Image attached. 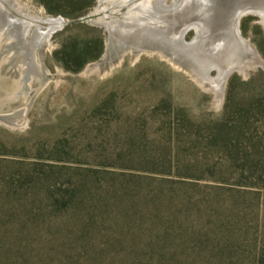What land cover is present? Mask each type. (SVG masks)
<instances>
[{"label":"rangeland","instance_id":"1","mask_svg":"<svg viewBox=\"0 0 264 264\" xmlns=\"http://www.w3.org/2000/svg\"><path fill=\"white\" fill-rule=\"evenodd\" d=\"M166 1L160 15L152 0H84L78 19L91 20L75 26L40 0H9L15 19L62 21L35 41L37 26L5 15L0 0V264H159L160 250L136 243L151 207L129 212L124 191L147 203L175 197L176 239L161 252L175 253L172 264H254L264 245V0ZM222 5L243 12L238 28L262 61L232 50L238 31ZM96 35L103 51L78 72L55 55ZM71 190L93 216L90 236L52 207ZM124 218L138 221L110 230Z\"/></svg>","mask_w":264,"mask_h":264},{"label":"trees","instance_id":"2","mask_svg":"<svg viewBox=\"0 0 264 264\" xmlns=\"http://www.w3.org/2000/svg\"><path fill=\"white\" fill-rule=\"evenodd\" d=\"M42 3L45 4L47 7V10L52 13H58L62 14L68 18L72 19L71 25L79 26L81 23L78 19L80 14L83 12V8H81V2L84 0H40ZM94 0H85V8L89 7ZM103 37L101 35H96L90 39H77V38H71V40L65 42L61 48L55 52V55L57 58L59 57L61 63L64 65V67L68 70H71L72 72H78L80 71L86 64L89 62L97 59L102 51H103ZM14 182L11 184L13 185ZM23 186V185H22ZM20 187V185H19ZM24 187V186H23ZM118 193V190H117ZM79 192L76 190H71V198L67 199V202H62L58 200L57 202L52 204V207L54 211L60 210L63 211L62 214H68L69 218L71 220V227L79 228L81 232L85 231V235L90 236V230L89 228L93 226L94 221H92L93 216L88 214L89 207L86 206L85 200L82 198H79L78 196ZM118 196V195H117ZM137 198V196H134ZM175 197L172 194L164 193V192H158L154 196V198H151V203H147L141 199L137 200L134 198H131V195L129 192L124 191L122 194L121 199H119L118 203L119 205L123 206L124 209L131 210L129 212H134L137 214L139 210H144L142 207L147 206L149 209L148 213L149 215L146 216L145 212H140L139 219H145L149 222H144L140 220V224L138 225L137 229H143V227H147L146 229L149 231V234H141L139 233L138 239L136 240V243L139 244L142 241V237H145L146 241H144L147 245V248L153 249L157 248L161 252L165 249V245L169 243L172 239H176V237H173L172 230L170 228H173L172 222L169 220L171 216V203L175 200ZM129 201H133L130 203ZM96 205V204H95ZM93 208L98 209V206ZM87 207V208H86ZM71 210V213H70ZM100 218L103 221L101 223L102 226H107V222L112 217H105V214H107V208L104 210L100 209ZM146 211V210H145ZM127 212V210H126ZM82 213H86L88 218L82 217ZM139 213V212H138ZM71 214V216H70ZM130 214V213H129ZM129 214H127V217L129 218ZM124 218V223H121L120 221L114 220L110 225V230L112 231L113 227H130L132 224H135L138 220H132ZM87 219V220H86ZM134 219H137L135 217ZM143 223H148L145 226H143ZM133 227V226H132ZM100 233V232H99ZM84 235V236H85ZM111 235V233L109 234ZM141 235V236H140ZM86 238V237H83ZM116 243L113 241V245ZM158 252L159 254V264H172L174 261V258H176L175 253L169 254V260L167 261V258L165 256V253ZM254 264H264V245H261L260 249H258V252L255 257Z\"/></svg>","mask_w":264,"mask_h":264},{"label":"bare ground","instance_id":"3","mask_svg":"<svg viewBox=\"0 0 264 264\" xmlns=\"http://www.w3.org/2000/svg\"><path fill=\"white\" fill-rule=\"evenodd\" d=\"M4 1L6 2V5L4 6V9H2L3 10L2 12L5 15L8 14V15H11L12 17H14L13 13H11L10 10H8L9 7L13 8L14 5L13 4H12L13 6L11 4L9 5V2H8L9 0H4ZM219 1L220 2H226L227 0H223V1L222 0H219ZM166 2H167L166 0H152L153 10L154 11H155V9L159 10L160 11V15H162L164 13L163 12L164 8H162V6H165V8L166 7L169 8V6L167 5ZM256 7H253V8H256ZM236 8L237 7H235V8L232 9V7H230V5H222V7H219L218 6V8H217V9H219V11L221 13H224L226 11L230 12V15H232V17H231V21L229 23H230V25L235 23V27L237 28V31H238V33H237L238 35H236L234 33H230V36L227 37L229 39L228 42L232 45V48H233L232 50L233 51H235V50L238 51L239 50L240 53L246 51L248 53V56H250V58H252L253 60L262 61V58H261L260 54L258 53V51L256 50L255 46L250 42V40L246 39L242 35V33L239 30L240 28H238V26L240 25V20H241V16L243 15V12H241L240 8H238V9H236ZM247 11H249V10H247ZM257 12L261 15L262 20L264 22V8H259L257 10ZM18 18L19 19H15V17H14V19L18 23L22 24L23 26L25 25L26 26V29H29L30 30V28H31L30 26L31 25L32 26L33 25H36L37 26V28L35 30V34H34L35 41L38 40V39H43V38L44 39H49L50 36H51V34H52V32L56 29V27L62 24V21L59 20V19H54V18L53 19L52 18H50V19H44L43 17H39V16L38 17H35V16H31L29 14L26 15V16H24V17H21V15H20V16H18ZM224 18H226V17H224ZM224 20L225 19H223V21ZM223 25H220V26H223ZM201 27L202 26H199L198 27V30L199 31L203 29V28L200 29ZM178 33H179V30H178ZM181 38H182V41H183V32L180 34V39ZM241 42H244V43L242 44ZM225 44H227V43H225ZM181 46H183V44ZM227 49H228V47H227ZM251 51H252V53H251ZM239 64L241 65V66L239 65V67H243V68L246 67L245 66L246 65L245 62H243V61H242V63H239ZM235 69L236 68H233V67L232 68H227L226 70H224V71L221 72V75L218 77L219 78L218 81L216 80L217 81L216 82V85L218 86L219 94H221L223 92V90H224L227 76L229 75V73H231Z\"/></svg>","mask_w":264,"mask_h":264},{"label":"water","instance_id":"4","mask_svg":"<svg viewBox=\"0 0 264 264\" xmlns=\"http://www.w3.org/2000/svg\"><path fill=\"white\" fill-rule=\"evenodd\" d=\"M87 20H91V17H87V16H84V17H81L79 18V21H87ZM107 44L108 45H112L113 43V33H110V35L107 37Z\"/></svg>","mask_w":264,"mask_h":264}]
</instances>
